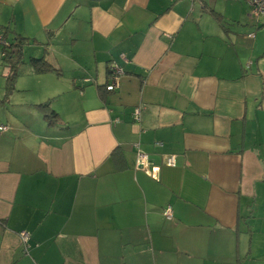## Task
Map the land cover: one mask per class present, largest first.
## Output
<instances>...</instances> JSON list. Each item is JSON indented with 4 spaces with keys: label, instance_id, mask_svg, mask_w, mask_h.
Returning <instances> with one entry per match:
<instances>
[{
    "label": "crops",
    "instance_id": "1",
    "mask_svg": "<svg viewBox=\"0 0 264 264\" xmlns=\"http://www.w3.org/2000/svg\"><path fill=\"white\" fill-rule=\"evenodd\" d=\"M0 29V264H264V15L0 0Z\"/></svg>",
    "mask_w": 264,
    "mask_h": 264
},
{
    "label": "built area",
    "instance_id": "2",
    "mask_svg": "<svg viewBox=\"0 0 264 264\" xmlns=\"http://www.w3.org/2000/svg\"><path fill=\"white\" fill-rule=\"evenodd\" d=\"M250 8V13L254 17L258 18L262 15H264V0H245ZM253 33L248 34V37H253ZM9 47V41L5 39L3 33L0 31V53L2 56L6 55V49ZM122 73V68L117 64H111L110 65V82L106 84L105 89L106 90H113L117 86V81L119 75ZM139 114V108L136 107L134 110V118L135 120L138 119ZM5 125L0 126V130H6ZM147 160L148 157L145 153H142L140 151L137 152V164L146 167L147 166ZM165 164L168 166H172L175 164V156L174 155H168L165 158ZM163 215L170 219L172 218V210L170 206H166L163 210ZM18 236L20 239V242L23 246V251L25 253H28V247H29V232L26 230H21L18 232ZM31 264H37L35 261H33Z\"/></svg>",
    "mask_w": 264,
    "mask_h": 264
},
{
    "label": "trees",
    "instance_id": "3",
    "mask_svg": "<svg viewBox=\"0 0 264 264\" xmlns=\"http://www.w3.org/2000/svg\"><path fill=\"white\" fill-rule=\"evenodd\" d=\"M0 31L3 33L5 39H7V37H6V31L3 30V29H0ZM12 52L18 54L20 52V50L18 48H16V44L14 45L13 42H9V47L6 49V55L7 54L8 55L11 54ZM30 61H31V64L34 66V68L36 70L42 71V70L51 69V66L48 63H46L41 58H32ZM108 70H109V75H110V66H109ZM39 106L40 107H44V108H47L48 107L46 103L45 104H40ZM45 117L47 119L51 120L53 118H56L57 117V114L53 110H49V111L46 112Z\"/></svg>",
    "mask_w": 264,
    "mask_h": 264
}]
</instances>
